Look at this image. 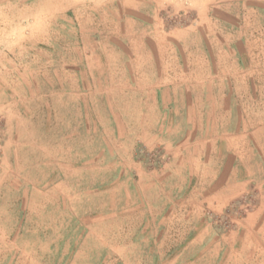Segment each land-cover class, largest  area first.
I'll use <instances>...</instances> for the list:
<instances>
[{
    "label": "rangeland",
    "instance_id": "obj_1",
    "mask_svg": "<svg viewBox=\"0 0 264 264\" xmlns=\"http://www.w3.org/2000/svg\"><path fill=\"white\" fill-rule=\"evenodd\" d=\"M69 1L0 0V264H264V231L237 230L251 195L212 215L174 188L228 135L262 175L264 0H225L219 27L173 16L154 78Z\"/></svg>",
    "mask_w": 264,
    "mask_h": 264
},
{
    "label": "crops",
    "instance_id": "obj_2",
    "mask_svg": "<svg viewBox=\"0 0 264 264\" xmlns=\"http://www.w3.org/2000/svg\"><path fill=\"white\" fill-rule=\"evenodd\" d=\"M224 1L70 0L69 9L76 6L84 8L88 6L90 10L94 9L103 13V45L128 46V50L132 52L131 75L134 78H154L169 77L172 74L169 58L165 55L166 51H163L162 55L156 52L160 48L165 50L166 46L172 43V38L166 34L165 28L168 23H171L173 16L194 13L197 15V27L205 25L219 27V14L229 11L226 10ZM90 3L95 5L94 8L90 6ZM209 14H212L210 19ZM104 29L109 31L106 32ZM112 67V63L107 64V68ZM179 70L180 75L189 74L187 68ZM150 83L148 81V88H152ZM137 88H140L139 83ZM163 134L167 135L165 127ZM224 140L226 147L218 150L213 148L210 159H202L200 154L197 156L190 181L187 175L182 176L188 172L186 161H180L179 167L175 164L178 158L183 157L181 150H171L168 155L169 162L157 170L154 169L153 172L165 173L175 165L180 177L176 180L178 184L174 188L185 189L189 185L195 189L206 188L208 191L203 194L205 199L200 203L206 207L207 213L212 215L232 214L228 207L238 199L251 195L255 207L240 219L237 230L242 233L247 231L251 233L255 228L264 231V170L260 175L259 170L248 165L249 159L246 158L248 152L230 143L236 141V136L228 135V138Z\"/></svg>",
    "mask_w": 264,
    "mask_h": 264
}]
</instances>
